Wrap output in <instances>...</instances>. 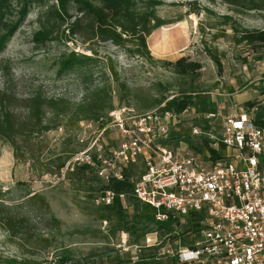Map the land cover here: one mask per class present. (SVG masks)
<instances>
[{
  "label": "rangeland",
  "instance_id": "374dc122",
  "mask_svg": "<svg viewBox=\"0 0 264 264\" xmlns=\"http://www.w3.org/2000/svg\"><path fill=\"white\" fill-rule=\"evenodd\" d=\"M156 1L160 3L157 15L172 23L147 38L151 57L169 63L181 58L197 63L196 76H178L169 67L146 63L109 42L71 36L68 27L77 16L72 3L67 7L69 19L62 20L59 30L65 31L66 39L58 36L37 44L33 35L55 2L34 0L25 10L19 0L0 3L4 25L0 29V92L11 98L9 109L16 114V122L27 121L26 102L32 96L70 103L67 115L53 120L52 124L59 122L56 130L42 136L25 133L26 144L21 137L15 138L19 153L24 154L22 160H16L11 144L0 139V215L10 213L26 222L15 239L0 229V264L13 259L39 264H120L124 259L125 254L113 246L123 232L112 234L114 223L99 219L98 204L77 190L65 168L58 174L54 171L63 161L69 168L75 153L88 151L94 144L109 152L124 140L110 121H103L102 129L97 124L73 122V111L86 98L96 94L95 99L102 100L108 92L114 107H130L138 115L162 107L152 106L156 99L163 97L166 102L194 91L193 104L178 115L180 124L165 143L172 151L189 155L204 148L205 136H191L192 128L203 132L209 120L213 133H208L218 139L229 114L249 113L252 107L264 105V51L235 44L228 27L210 29L219 26L220 16L229 15L242 27L264 30V0ZM207 51L219 57V68ZM70 52L94 58L82 68H88L87 73L62 70L61 58ZM103 87L106 91H99ZM204 109L215 117L207 120ZM46 117L51 119L49 114ZM34 194L45 199L48 211L38 210V204H25ZM124 210L133 213L129 207ZM50 214L60 223L57 229L44 228Z\"/></svg>",
  "mask_w": 264,
  "mask_h": 264
},
{
  "label": "built area",
  "instance_id": "2783aa9c",
  "mask_svg": "<svg viewBox=\"0 0 264 264\" xmlns=\"http://www.w3.org/2000/svg\"><path fill=\"white\" fill-rule=\"evenodd\" d=\"M108 117L124 138L118 149L106 152L94 144L69 164L91 166L104 182L122 180L124 170L135 167L134 197L153 208L156 222L174 223L172 232L147 233L140 244L120 233L113 246L125 254L122 264H264V105L229 114L218 139L191 129V136L209 138L212 148L225 147L217 162L207 151L181 154L165 145L180 124L173 112L137 115L115 107ZM112 198L107 192L100 202L109 205ZM192 214L199 216L195 231Z\"/></svg>",
  "mask_w": 264,
  "mask_h": 264
},
{
  "label": "trees",
  "instance_id": "16d2710c",
  "mask_svg": "<svg viewBox=\"0 0 264 264\" xmlns=\"http://www.w3.org/2000/svg\"><path fill=\"white\" fill-rule=\"evenodd\" d=\"M6 0H0V3ZM26 9L29 3L34 0H19ZM42 1V0H39ZM54 1L53 11L45 15L44 21L40 23L39 30L34 33L33 39L37 44L52 42L57 40L58 36H63L65 31L59 32L64 18L69 19L68 4L72 3L75 7L77 16L69 24L68 33L71 36H76L83 41L98 40L100 42H109L118 49H122L126 54L136 56L146 63H159L164 67H169L174 74L182 77L196 76L200 70L197 63L187 62L184 58L177 60L174 63L166 61L154 60L147 46V38L157 29L171 24L172 22L161 19L157 15V7L159 1L156 0H47ZM2 8L0 6V29L4 27L1 17ZM197 13L199 11H196ZM54 17V18H53ZM219 26L212 25L210 29L217 27H228L232 32V38L237 45H246L250 47H259L264 51V30H251L242 27L238 21L232 16L225 15L218 18ZM223 33V32H222ZM205 44V42H204ZM210 60L219 68L221 65L219 57L210 51H207ZM94 56H97L94 54ZM94 62V58L70 52L61 58L62 70H84L87 73L88 68H83ZM112 76L115 75L113 72ZM117 81V79H116ZM123 90V85L120 86ZM99 91H106L105 87ZM192 94L194 91L188 92L186 95L174 96L165 102V99L159 98L153 101L152 106H160L162 112H173L176 115H181L193 104ZM96 94L91 95L89 99H85L73 111L75 118L73 122L97 124L99 129H102L103 121H110L108 113L115 107L110 100L107 92L106 98L100 100L95 99ZM165 102V103H164ZM11 98L4 92H0V139L8 141L14 149V158L22 160L23 153H19V147L15 144V138L21 137V142L26 144L28 140L24 137L27 134H36L42 136L48 131H54L59 127V122L52 124L53 120L59 116H66L69 112L70 103L63 99H45L39 95L30 97L26 102L28 112L27 123H17L16 114L9 109ZM252 107V105H249ZM205 110V109H204ZM49 114L51 119L46 116ZM203 114H213L209 111H203ZM56 122V121H55ZM28 124V125H27ZM205 130L203 132H212L210 121L205 120ZM29 126V127H27ZM212 141L204 137V148L199 151L200 154L208 152L212 162H217L224 158L225 147L219 145L214 149L211 147ZM198 153V152H197ZM77 154V153H75ZM74 154V155H75ZM73 155V156H74ZM67 162V161H66ZM66 162L63 161L55 167V172L61 173L66 168ZM135 167H128L123 172V179H110L104 182L97 177L94 169L89 165H70L64 172L68 179L76 186L79 192H83L91 203L98 204L95 209L99 213V219L102 222L114 223L112 234L123 232L129 237L134 236L133 244H140L145 234L158 231L159 233L167 234L173 231L174 223L169 220L166 223L156 222L155 212L153 208L141 203L134 197L133 178L136 175ZM110 192L113 194L112 201L109 205L100 202L105 194ZM124 196V203L119 198ZM26 205L38 204V210H49L45 199L37 194L28 197L25 201ZM2 206V205H0ZM124 207H129L133 211L132 215H128ZM190 228L197 230L198 215H190ZM25 221L19 220L12 214L4 216L0 215V229L4 231L8 238L15 239L19 235L20 229L25 227ZM52 224V225H50ZM60 225L59 221L49 215L48 222L44 225L52 229H57ZM10 264H39L37 261L10 260ZM125 260L121 259V263ZM135 264H150V262L138 261Z\"/></svg>",
  "mask_w": 264,
  "mask_h": 264
}]
</instances>
